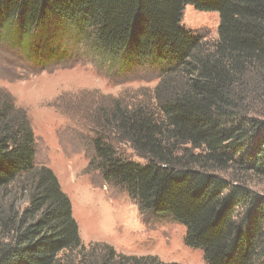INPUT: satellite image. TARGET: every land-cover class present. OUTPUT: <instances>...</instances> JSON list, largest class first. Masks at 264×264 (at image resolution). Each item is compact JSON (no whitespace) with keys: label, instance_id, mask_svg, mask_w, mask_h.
<instances>
[{"label":"trees","instance_id":"obj_1","mask_svg":"<svg viewBox=\"0 0 264 264\" xmlns=\"http://www.w3.org/2000/svg\"><path fill=\"white\" fill-rule=\"evenodd\" d=\"M188 4L218 13L211 44L182 27ZM64 21L117 60L160 67L155 109L113 101L101 111L89 168L140 212L179 222L206 264H264V191L254 181L264 177V0H0L1 39L16 48ZM34 140L0 91V193L17 184L25 199L16 210L0 198V264H179L104 242L86 248L56 175L35 163Z\"/></svg>","mask_w":264,"mask_h":264},{"label":"rangeland","instance_id":"obj_2","mask_svg":"<svg viewBox=\"0 0 264 264\" xmlns=\"http://www.w3.org/2000/svg\"><path fill=\"white\" fill-rule=\"evenodd\" d=\"M181 25L209 45L217 39L219 15L188 4ZM84 33L89 35V29L64 21L31 30L16 40L18 48L0 35V91L8 94L14 107L24 111L29 120L36 165L50 168L56 175L86 248L104 242L127 255L206 264L200 249L185 244V228L179 222L140 212L125 191L104 182L89 168L96 132L103 129L97 125L103 121L101 111L107 115L113 101L155 109L161 76L159 66L135 58L117 60L97 47L93 35ZM251 108L260 111L256 103ZM109 140L119 147L122 157L145 162L129 146ZM254 181L263 192L264 177ZM16 185L4 189L0 198L7 207L20 210L25 199Z\"/></svg>","mask_w":264,"mask_h":264}]
</instances>
